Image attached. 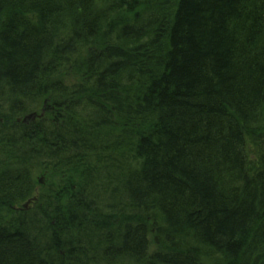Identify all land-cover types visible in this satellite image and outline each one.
Wrapping results in <instances>:
<instances>
[{"label": "trees", "instance_id": "obj_1", "mask_svg": "<svg viewBox=\"0 0 264 264\" xmlns=\"http://www.w3.org/2000/svg\"><path fill=\"white\" fill-rule=\"evenodd\" d=\"M2 210L0 264H264V0H0Z\"/></svg>", "mask_w": 264, "mask_h": 264}, {"label": "rangeland", "instance_id": "obj_2", "mask_svg": "<svg viewBox=\"0 0 264 264\" xmlns=\"http://www.w3.org/2000/svg\"><path fill=\"white\" fill-rule=\"evenodd\" d=\"M44 104H46V103H44ZM42 108H44V107H42ZM42 108H39V109H36V110H37L38 112H40V110H41ZM37 181H38V179H37ZM37 183H38V182H37ZM42 185H44V179H43V183H42V184H39V183H38V185H37L36 192H35V198L39 196V193H40V190H41V187H40V186H42ZM31 205H32V204H31ZM7 215H10V213H8L7 210H2V211L0 212V217H7Z\"/></svg>", "mask_w": 264, "mask_h": 264}, {"label": "water", "instance_id": "obj_3", "mask_svg": "<svg viewBox=\"0 0 264 264\" xmlns=\"http://www.w3.org/2000/svg\"><path fill=\"white\" fill-rule=\"evenodd\" d=\"M33 115H35V114L33 113V114H30V115H27L24 119L29 118V117H31Z\"/></svg>", "mask_w": 264, "mask_h": 264}, {"label": "bare ground", "instance_id": "obj_4", "mask_svg": "<svg viewBox=\"0 0 264 264\" xmlns=\"http://www.w3.org/2000/svg\"><path fill=\"white\" fill-rule=\"evenodd\" d=\"M161 26H163V24H161Z\"/></svg>", "mask_w": 264, "mask_h": 264}]
</instances>
